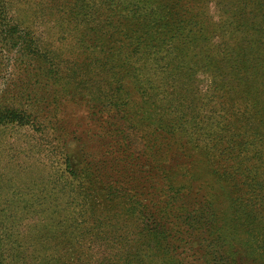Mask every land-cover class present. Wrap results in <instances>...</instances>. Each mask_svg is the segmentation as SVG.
I'll return each mask as SVG.
<instances>
[{
  "label": "rangeland",
  "instance_id": "rangeland-1",
  "mask_svg": "<svg viewBox=\"0 0 264 264\" xmlns=\"http://www.w3.org/2000/svg\"><path fill=\"white\" fill-rule=\"evenodd\" d=\"M4 1L36 55L0 25V112L24 118L0 125V264H264V151L219 138L235 103L264 119V6L246 11H261L257 94L247 57L211 35L208 0ZM175 210L224 214L223 238ZM239 210H258L254 226Z\"/></svg>",
  "mask_w": 264,
  "mask_h": 264
},
{
  "label": "trees",
  "instance_id": "trees-1",
  "mask_svg": "<svg viewBox=\"0 0 264 264\" xmlns=\"http://www.w3.org/2000/svg\"><path fill=\"white\" fill-rule=\"evenodd\" d=\"M214 1V2H212ZM225 0H208L210 7L213 5L216 8V16L215 22H216V30H213L211 32V35L213 37H221L223 39V42L221 44H218L219 48H224V45L226 47H233L239 50L237 53H233L235 55H239L241 57L246 56L248 59V63H250L248 69L245 72V77L243 81V87H248L250 90H255V92L258 94L259 90V83L256 82L258 80V68H259V62L251 58L252 53L256 50V40L257 37L260 35V29H262L261 21L259 20V17L261 15L260 10H252L253 13L251 15L247 16V9L248 8V1H253L254 6L253 8H262L264 6V0H244V2H241L240 4H230V6H226ZM7 1L0 0V25L4 26L8 30V34L10 35V39L16 43L18 47H24L27 49V53H29L32 57H35L36 50L33 46V42L29 40V38L22 35L23 31L27 30H21L20 26L12 21V19L9 17V14L7 16L8 7H6ZM260 7V8H259ZM166 7L163 5L162 9H165ZM252 8V9H253ZM10 9V7H9ZM206 14L209 17V14L211 12V9L205 11ZM251 17V19H250ZM10 21L12 23V26L10 24ZM141 22H136L135 27L139 28L141 26ZM204 22V21H203ZM249 30L251 32L249 33ZM17 34V36H15ZM20 35V37H18ZM224 36V37H222ZM225 42H227L225 44ZM34 53V55L32 53ZM228 84H231L230 82ZM239 87V85H234ZM174 87V86H173ZM174 89H176L174 87ZM257 105V101L251 99L247 100L246 103L240 104L235 103V110H233L229 115L227 112H225V116L227 117V123L229 124L227 127V130L222 132L220 135V140L222 143L226 142L227 139L232 136L234 139L237 138L239 134L243 135V138L254 139L252 140L253 143H255L258 146L257 153L258 157L262 155V151H264V129L262 128H253L252 121L255 120L257 122L262 123L264 126V119H253L252 117H255L257 114L254 113V108ZM228 107V105H227ZM184 115V111L181 112ZM17 123H24V118L20 116L16 111L8 110L5 112H0V125L2 124H17ZM236 129V130H235ZM188 130L182 131L184 136L186 137V141H192L196 142L193 137L189 133H187ZM245 133V134H244ZM201 142L210 143L212 141H216L215 139L211 138V132L207 129V127H203L199 134H198ZM252 137V138H251ZM264 160V158H263ZM253 165V164H251ZM168 190L173 189L176 190L177 193L184 190V187L179 186H185L181 183L177 184L175 182H169L168 184ZM170 212V210H167ZM182 212L181 217H185L183 219L184 225L188 226L189 228H192L198 232H205L208 228L209 232L208 235L212 237V241L216 244L219 240H221L225 234L224 228L221 226L223 223V215L224 214H212L211 217H207L205 215H197L198 212H203L205 210H186L183 213V210H175ZM160 210H156L154 212H148L149 216H152L156 219V213L159 214ZM164 212V211H163ZM241 217L247 216L249 214L248 210H239ZM161 213V212H160ZM179 213V212H178ZM227 213V212H226ZM98 216V215H97ZM169 216V215H168ZM250 218H253L252 220H249L247 218H243V222H247L249 225L254 226L255 220H258V210L251 212L250 215H248ZM171 218V216H169ZM162 220L167 221L166 218H162ZM153 223H156V221H153ZM154 228L158 226V224L153 225ZM214 232V229H216ZM155 232L157 228L154 229ZM235 231L242 232V225L239 226L236 229H233ZM179 232V231H178ZM177 234V233H176ZM168 232H160L159 235L155 234L154 238L161 243L162 241L167 240L169 237ZM181 235V234H177ZM252 237L253 241L256 243H260L259 240V234L257 230L253 227L250 228V233L248 234ZM153 240V239H152ZM164 244V243H163ZM96 247H94L91 251L95 250ZM203 258L204 260L207 257V253L203 252ZM94 257L96 259V262L98 264H104L103 261L99 260L100 255L97 253H94ZM205 264H220L218 262L209 261L208 259L204 262ZM142 264V263H141ZM175 264H181V262H177Z\"/></svg>",
  "mask_w": 264,
  "mask_h": 264
}]
</instances>
